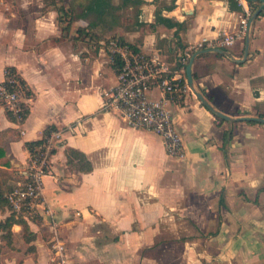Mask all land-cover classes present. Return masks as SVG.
I'll use <instances>...</instances> for the list:
<instances>
[{
  "label": "crops",
  "instance_id": "obj_1",
  "mask_svg": "<svg viewBox=\"0 0 264 264\" xmlns=\"http://www.w3.org/2000/svg\"><path fill=\"white\" fill-rule=\"evenodd\" d=\"M143 1L134 26L103 33L81 17L60 22L57 7L43 0H0V84L13 67L32 93L23 123L0 99V148L10 160L0 168L21 166L25 143L48 126L62 131L44 179L65 247L59 264H264V122L241 119L264 118L263 1L249 0L253 13L262 10L250 20L247 55L246 37L193 56L195 88L233 119L206 107L189 82L169 102L183 157L103 107L117 84L108 36L176 68L179 54L199 40L238 33L244 10L231 0ZM69 148L86 154L93 169L72 168ZM8 215L0 211V221ZM41 229L15 224L9 244L0 231V264H56L53 236ZM18 233L31 235L25 250Z\"/></svg>",
  "mask_w": 264,
  "mask_h": 264
},
{
  "label": "built area",
  "instance_id": "obj_2",
  "mask_svg": "<svg viewBox=\"0 0 264 264\" xmlns=\"http://www.w3.org/2000/svg\"><path fill=\"white\" fill-rule=\"evenodd\" d=\"M243 8L241 29L235 34H224L214 39L203 38L187 47L178 56V65L172 67L156 56L140 52L118 38L109 40L112 62L118 60L117 84L105 92L103 107L117 109L133 128H146L160 135L169 155L184 156L182 136L175 125L169 102L182 96L188 89L186 67L189 60L205 49L226 48L238 39H245L249 33L250 20L254 13L249 0H235ZM28 86L16 72L6 71V78L0 84V99L18 123L27 117ZM157 91V99L150 97V92ZM62 137V131L53 129L45 136L41 144L29 150L28 159L17 168L16 185L5 196L10 212L23 216L26 220L40 221L49 226L54 241L56 256L64 257L65 247L56 233L57 220L54 217L45 194V177L49 174L55 143Z\"/></svg>",
  "mask_w": 264,
  "mask_h": 264
},
{
  "label": "trees",
  "instance_id": "obj_3",
  "mask_svg": "<svg viewBox=\"0 0 264 264\" xmlns=\"http://www.w3.org/2000/svg\"><path fill=\"white\" fill-rule=\"evenodd\" d=\"M46 8L49 6H56L59 11V20L67 21V17L71 18V15L74 13L72 9V2L69 7H66V3H58L60 0H43ZM143 0H87L85 4H81L77 6V13L76 17H81L87 19L89 21L88 28H90L91 32H96L97 29L101 30V32L106 33L108 31L114 30L120 24V16L117 14L118 10L122 9H134L132 12V17L135 20L136 16L140 13V6L143 3ZM233 4H237L234 0H231ZM64 12L67 14L69 13L70 16H64ZM64 16V17H63ZM133 20V21H134ZM138 24V23H137ZM141 25V24H139ZM98 30V31H99ZM113 37H115L113 35ZM116 70H118L119 62L118 60L113 62ZM6 71L9 72H16L13 67H8ZM21 78V77H20ZM21 80L25 83V81L21 78ZM26 84V83H25ZM27 85V84H26ZM28 94L32 95L31 91L28 90ZM29 112V108L27 114ZM8 116L14 120V117L10 112H8ZM218 116V115H217ZM220 117V116H218ZM221 119V118H220ZM57 129L55 125L48 126L44 131V136L41 139H37L34 141H27L25 143L28 150L34 145L41 144L45 136L50 133L51 130ZM225 142L228 138L231 139L229 133H226ZM4 149L0 148V164L8 166L10 164V160L2 159L4 154ZM67 157H68V164L74 168L75 170L82 171V172H90L93 169V165L91 161L88 159L87 155L78 151L74 148H69L67 150ZM17 168L14 167L12 169H2L0 168V211H6L10 208L9 202L6 198V194L13 189L16 185L17 181ZM15 224H21L23 230L25 232L29 231V221L26 220L23 216L17 215L14 212H10L9 215L6 217L5 220L0 221V231L2 232V239H4L8 244L12 240V227ZM1 250V247H0Z\"/></svg>",
  "mask_w": 264,
  "mask_h": 264
},
{
  "label": "rangeland",
  "instance_id": "obj_4",
  "mask_svg": "<svg viewBox=\"0 0 264 264\" xmlns=\"http://www.w3.org/2000/svg\"><path fill=\"white\" fill-rule=\"evenodd\" d=\"M67 1H71L72 2V9H73V14L71 15V16H75L76 15V13H77V6H79V5H81V4H85L86 2H87V0H60V1H58V3H61V4H63V3H66ZM116 2L118 1V0H115ZM134 10H130V9H127V10H125V9H122V10H118L117 11V14L120 16V24H121V26L122 27H124V29L125 30H127V29H129V28H131L132 26H134V23H133V17H132V12H133ZM69 16H70V14L69 13H67ZM65 12H64V16H66L67 15ZM67 15V16H68ZM63 16V17H64ZM68 19V18H67ZM108 37H110V39H112L113 38V36H108ZM94 39V38H93ZM109 39V40H110ZM109 40H107V43H108V45H109ZM110 52V51H109ZM110 56H111V52H110ZM6 212H8V213H10V211L7 209L6 210ZM32 223H34V224H36L37 226H40V228H42L41 230L44 232V237L48 240V238L50 239V234H52L51 232H48V231H46V229H45V227H43V225L40 223V221H37L36 219L34 220V221H32ZM18 235H19V237H20V239L19 240H17V242H16V245H17V247H20V249L21 250H25V248L26 247H28L27 246V242L29 241V238H30V234H26V235H24V237H25V239H24V237H22V235H23V233H21V234H19L18 233ZM24 240H26V241H24ZM26 242V243H25ZM23 247H25L24 249H23ZM51 248H52V250H53V253H52V256L53 257H55L56 256V250H55V248H53V246L51 245ZM30 249V248H29ZM28 249V250H29ZM11 250V249H10ZM7 252V251H6ZM66 254V253H65ZM51 256V257H52ZM61 259H63V258H61ZM59 262L60 261V259H54L53 260V258H51V262L52 263H56V264H59V263H57V262Z\"/></svg>",
  "mask_w": 264,
  "mask_h": 264
},
{
  "label": "water",
  "instance_id": "obj_5",
  "mask_svg": "<svg viewBox=\"0 0 264 264\" xmlns=\"http://www.w3.org/2000/svg\"><path fill=\"white\" fill-rule=\"evenodd\" d=\"M251 1V0H250ZM263 1V4H264V0H261ZM262 10V7H260L253 15L252 19L253 20L254 18H256L260 12ZM249 36L247 37V50H246V55L248 54V45H249ZM207 50H201L199 52V54H202V53H205ZM217 51L219 52H225V50L223 49H217ZM194 59L195 57H193L190 62L188 63L187 65V77H188V82L191 86V88L193 89V91L196 93V95L198 96V98L201 100V102L206 106L208 107L212 112H214L215 114L219 115L220 117L224 118V119H227V120H231L233 119L231 116L229 115H226L224 114L223 112L219 111L218 109L214 108V106L205 98V96L200 92L198 91L196 88H195V85H194V80H193V75H192V65H193V62H194ZM241 119L243 120H255V121H260V122H264V118H261V117H252V116H245V117H241Z\"/></svg>",
  "mask_w": 264,
  "mask_h": 264
}]
</instances>
